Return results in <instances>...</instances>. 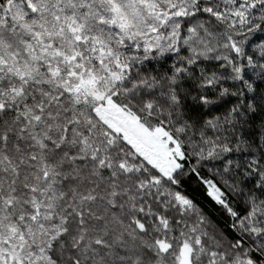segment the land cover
<instances>
[{
  "label": "snow or ice",
  "instance_id": "1",
  "mask_svg": "<svg viewBox=\"0 0 264 264\" xmlns=\"http://www.w3.org/2000/svg\"><path fill=\"white\" fill-rule=\"evenodd\" d=\"M0 264H264V0H0Z\"/></svg>",
  "mask_w": 264,
  "mask_h": 264
}]
</instances>
